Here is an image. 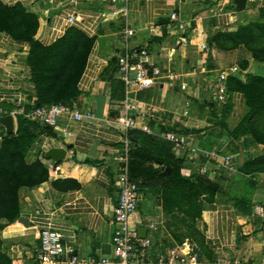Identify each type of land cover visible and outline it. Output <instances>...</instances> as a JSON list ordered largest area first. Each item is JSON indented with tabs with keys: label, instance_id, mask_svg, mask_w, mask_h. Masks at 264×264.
I'll list each match as a JSON object with an SVG mask.
<instances>
[{
	"label": "crops",
	"instance_id": "crops-1",
	"mask_svg": "<svg viewBox=\"0 0 264 264\" xmlns=\"http://www.w3.org/2000/svg\"><path fill=\"white\" fill-rule=\"evenodd\" d=\"M244 1L238 10L230 0H0L2 5H19L37 17L36 38L42 45L52 43L68 28L79 30L92 40L76 83L77 96L68 107L69 113L61 115L52 128L56 138L36 134L23 153V163L38 161L45 168V175L39 183L17 189V214L26 220V226L17 219L7 222L0 218V240L10 259L24 264L29 260L30 264L38 245V231L47 227L56 231L63 243L72 245L78 255H110L112 227L108 219L116 201L111 156L121 146L113 119L123 98L114 61L121 51L118 33L123 25L134 32L131 47L145 48L144 69L156 66L175 76L171 81L161 78L130 94L137 103L131 113L136 128L130 133L140 145L155 148L162 158L169 145L161 135L167 132L182 134L203 150L222 149L228 144L229 138L207 120L220 117L221 113L201 88L205 77L202 71H212L217 66L214 61L212 69H205L209 34L232 32L255 20L264 0ZM171 12L177 15L176 21L169 20ZM68 17L73 18L71 23L67 22ZM27 51L28 43L0 34V115H12L14 133L17 118L29 121L33 108L34 89L25 65ZM241 60L247 62L244 70L237 67L241 82L246 74L257 75L262 68L261 63L247 55ZM18 98L20 109L14 103ZM235 99L240 101V96ZM73 113L82 118L74 120ZM2 133L0 127V142ZM65 145L70 148L58 163L43 158L47 148ZM161 147L166 149L163 153ZM251 147L256 151L250 157L254 159L263 146L254 143ZM179 160L183 175L197 174L192 160ZM47 165L56 169H48ZM213 178L224 179L225 175ZM215 196L212 207L203 209L196 220L205 244L217 254H231L233 249V264H264V189L252 187L241 196L234 190L229 195L218 186ZM141 200L129 219L131 230L137 231L143 221L156 222L163 214L156 211L160 210L159 205L147 212ZM260 201L262 217L254 213ZM155 229L144 230L150 241L147 252L152 256L165 252L164 248L160 251V241L172 242L164 228Z\"/></svg>",
	"mask_w": 264,
	"mask_h": 264
},
{
	"label": "trees",
	"instance_id": "trees-1",
	"mask_svg": "<svg viewBox=\"0 0 264 264\" xmlns=\"http://www.w3.org/2000/svg\"><path fill=\"white\" fill-rule=\"evenodd\" d=\"M230 1L235 4V8L238 10L245 3L244 0ZM38 27L37 17L26 13L19 5L5 6L0 3V34L4 33L17 42L28 43L25 65L28 68V81L34 89L32 107L48 106L55 103H62L69 107L72 100L77 96L76 83L92 40L79 30L68 28L52 43L42 45L35 37ZM207 42L209 45L207 62H213L210 57L214 52H230L235 49L240 52L243 51L251 60L264 66V1L257 10L255 20L238 26L232 32H215L208 37ZM242 62L239 69L244 70L247 62L244 60ZM207 69L212 68L207 67ZM231 83L234 85L233 92L243 95L247 111L236 126L226 134L227 137L234 142L240 136L250 135L255 143L264 147V141L256 138L252 127L255 112L260 109V102L262 104L261 94H264V78L250 74L245 75L243 82L239 81L237 77L230 78L227 82L229 94ZM260 87L261 89H259ZM251 95L256 97L258 101V107L255 111L249 106ZM229 103H231V99L222 108H226ZM41 133H46L44 126L34 121L17 118L15 133L2 137L0 142V195L1 192H4V197L1 200L0 196V202L8 201L11 203L12 200L13 202L16 201L15 196L18 188L35 185L44 177L45 168L38 161L26 165L22 160L26 147L33 141L36 134ZM129 138L135 145V149L131 151L129 157V177L138 188L136 177L143 169L140 168L134 175L130 165L131 156L140 147V143L132 133H129ZM166 152L167 155L164 154L162 158L157 156L153 159L155 168L147 167L145 169L148 187L154 192L162 213L170 214L173 211L170 209L168 201V197L173 196L175 203L182 207L185 216L196 221L202 211L198 197L202 194L212 195L215 191H210L207 188L204 176L196 174L194 182L182 177L179 173V158L171 155L170 146ZM18 162L19 170L14 167ZM244 162V166L240 170L245 175L249 173L248 166L264 163V153ZM167 167L170 170L164 174ZM5 214H1L0 218L6 219ZM17 218V205L14 202L11 215L6 221L14 222Z\"/></svg>",
	"mask_w": 264,
	"mask_h": 264
},
{
	"label": "built area",
	"instance_id": "built-area-1",
	"mask_svg": "<svg viewBox=\"0 0 264 264\" xmlns=\"http://www.w3.org/2000/svg\"><path fill=\"white\" fill-rule=\"evenodd\" d=\"M52 1V0H49ZM170 21H176L177 15L171 12ZM72 17L67 18L71 23ZM181 27V22L178 23ZM133 30L123 25L118 33L121 43V51L116 56L115 74L116 79L123 87V98L118 102L121 107L119 113L113 119V125L119 131L121 146L114 150L111 160L114 164L113 184L116 188V201L111 209L108 224L112 227L110 236V255H78L72 245L63 243L56 231L51 228H43L38 231V245L33 251V258L38 264H205L200 261L198 251L189 243L168 248L163 254L152 256L147 252L150 248V241L144 235L137 236V231L129 228V219L135 212L137 204L142 197L141 191L129 177L130 153L135 149L134 143L129 138L131 130L135 129V121L131 113L137 109V103L130 97L136 90H143L153 85L157 80L164 78L169 81L175 78L169 71H163L156 66L144 69L142 62L147 56L145 48H133L130 40L133 37ZM180 44V42H176ZM238 70L235 66L202 71L205 76L201 88L209 96L211 104L217 109L226 106L230 100L227 90V82L236 76ZM213 74V76H209ZM16 108L20 109L21 100H14ZM69 113V109L62 103L50 104L48 106H37L32 109L29 118L35 123L48 126L51 129L56 126L58 118ZM73 119L79 121L82 115L73 113ZM147 132L146 129H142ZM161 137L169 144L170 153L175 158L192 160L196 166V173L199 176L223 174L231 176L236 172V167L231 157L216 149L203 150L195 147L182 134L167 132ZM48 169H56L47 165ZM257 216L263 215V208L259 205L254 207ZM140 228L150 230L141 225ZM264 238V232H263ZM264 263V254L261 256ZM207 264V263H206ZM209 264V263H208ZM219 264V263H212Z\"/></svg>",
	"mask_w": 264,
	"mask_h": 264
},
{
	"label": "rangeland",
	"instance_id": "rangeland-1",
	"mask_svg": "<svg viewBox=\"0 0 264 264\" xmlns=\"http://www.w3.org/2000/svg\"><path fill=\"white\" fill-rule=\"evenodd\" d=\"M213 34V33H212ZM212 34H209L212 35ZM36 37V34H35ZM246 56V53L242 52H236L234 49L230 52H216L213 54L210 58L212 61H216V69L225 68L227 66H235L240 67V64H242V60ZM208 57V56H207ZM205 65V64H204ZM206 66V65H205ZM193 68V66H191ZM261 70L256 73L257 75L264 76V66L261 65ZM205 69H207L205 67ZM185 70V69H183ZM238 70V69H237ZM213 76V74H209V76ZM238 76V72L235 77ZM233 83L229 86L230 91V99L231 103L226 108H222L218 110L220 111V117H212L208 118L211 123H213L216 127L219 128V133L222 135H226L229 131H231L236 124L240 121V119L243 117L245 112L247 111V107L245 105V101L243 98V95L238 92H233ZM232 89V90H231ZM261 89V87L259 88ZM240 96V101H235L236 97ZM262 96V104L260 102V109L255 112L254 120H253V129L256 134V138L264 141V94H261ZM234 100V101H233ZM250 104L249 106L253 109V111L256 110L258 107V101L256 97H253L251 95L250 97ZM262 108V109H261ZM223 128V129H222ZM227 136V135H226ZM255 143V140L250 136H240L239 139L233 142V140L229 139L228 144L224 148H219L216 150L222 151L223 153L229 155L236 166V172L232 174L231 176H225L224 179L220 178H213L212 175H206L204 176L207 180L211 181L215 186L216 190L219 186V188L223 189V191H227L229 195H233L234 191H239V195L244 196V193L246 191L251 190L253 188H262L264 189V163L254 164L247 167V170L249 169L248 174H242L240 168L244 166L245 160H251V156L256 154V151L251 147ZM163 148V147H161ZM262 152L258 155L261 156L264 153V147L262 148ZM157 150V149H156ZM161 152L163 150H160ZM257 156V157H258ZM157 157V153H155V148L147 147L143 144L140 145L138 149L134 151V153L131 156V168L133 171V174L136 175L137 171H139L140 168L143 169L139 176L136 177V183L139 186L138 188L141 191L142 197L141 202L146 205L147 212H151L153 210L155 205H159L158 201L156 200L154 192H152L151 189H149L147 184V174L145 173V169L147 167L155 168L156 165L153 163V159ZM16 164V163H15ZM19 162L17 163L15 168L18 170ZM180 174H182L179 171ZM23 177V176H22ZM182 177L189 179L190 181L195 180L196 175L192 174L190 176H185L182 174ZM216 177V176H215ZM235 183V184H233ZM149 191V192H147ZM215 192L212 195L202 194L198 197V201L200 202V205L203 209H209L212 207V203L215 202L216 196ZM1 200L4 197V192H1ZM16 201H14L17 205V193H16ZM175 198L168 197L169 201V207L173 211L170 214H161L158 216V219L156 222L153 221H147V222H141L143 226L148 227L150 230L155 228H164V230L169 234L171 237L172 242H166V241H160L161 242V248L167 249V248H173L175 246H180L183 243H189L190 246H194V250L198 251V254L202 257V262L204 263H219V264H233V249L231 251V254H217L214 252L213 248L208 247L204 242V237L202 235V231L199 230V227L197 226V221H193L185 216V214L182 212V207L177 205L175 203ZM13 200L12 202H0V215L3 213L5 214L6 219L9 218L11 215V210L13 207ZM262 202L257 203L256 205H259L262 207ZM160 208V206H159ZM156 210V208H155ZM157 212L161 213L160 210H156ZM254 222L256 220H253ZM155 227V228H154ZM172 244V245H171ZM166 245V246H165ZM164 249L160 251H164ZM26 264L29 263V260L25 262ZM0 264H24L22 261H14L8 257V254L6 253V247L3 242L0 240Z\"/></svg>",
	"mask_w": 264,
	"mask_h": 264
},
{
	"label": "water",
	"instance_id": "water-1",
	"mask_svg": "<svg viewBox=\"0 0 264 264\" xmlns=\"http://www.w3.org/2000/svg\"><path fill=\"white\" fill-rule=\"evenodd\" d=\"M206 66L209 68L213 67V62L208 61L206 63ZM0 127L3 130V137L12 135L14 133V121H13V117L10 113L5 114V115H0ZM44 129L46 131V134L48 137H50L51 139H55L56 138V134L52 131V129L48 126H44ZM70 147L65 145L63 146V148H54V147H49L47 148L44 152H43V158L52 161L53 163H58L59 161H61L64 157V151L66 149H69ZM169 168H165L164 170V174H167L169 172ZM207 188L210 191H215L216 190V186L209 180L204 179ZM17 222L21 223L22 225L26 226L27 222L25 219L23 218H17ZM144 229L143 228H139L137 230V236L140 238L144 237ZM30 264H38L37 260L35 258H33L30 262Z\"/></svg>",
	"mask_w": 264,
	"mask_h": 264
}]
</instances>
